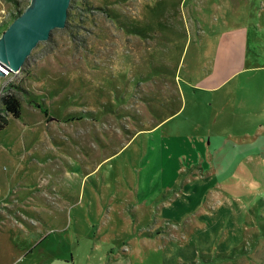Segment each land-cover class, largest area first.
Returning <instances> with one entry per match:
<instances>
[{"label": "rangeland", "instance_id": "rangeland-1", "mask_svg": "<svg viewBox=\"0 0 264 264\" xmlns=\"http://www.w3.org/2000/svg\"><path fill=\"white\" fill-rule=\"evenodd\" d=\"M71 4L0 77V264H264V0Z\"/></svg>", "mask_w": 264, "mask_h": 264}, {"label": "water", "instance_id": "water-1", "mask_svg": "<svg viewBox=\"0 0 264 264\" xmlns=\"http://www.w3.org/2000/svg\"><path fill=\"white\" fill-rule=\"evenodd\" d=\"M71 1L30 0L0 35V77L20 71L41 41L48 40L54 29L66 27Z\"/></svg>", "mask_w": 264, "mask_h": 264}, {"label": "trees", "instance_id": "trees-1", "mask_svg": "<svg viewBox=\"0 0 264 264\" xmlns=\"http://www.w3.org/2000/svg\"><path fill=\"white\" fill-rule=\"evenodd\" d=\"M71 6L72 4L70 7ZM68 24L69 21H67L66 27ZM27 60L23 66L26 65ZM28 94L29 92H27L26 89L16 81H9L0 89V131H3L9 125L12 118L18 119L22 117L24 112V102L26 101Z\"/></svg>", "mask_w": 264, "mask_h": 264}, {"label": "crops", "instance_id": "crops-1", "mask_svg": "<svg viewBox=\"0 0 264 264\" xmlns=\"http://www.w3.org/2000/svg\"><path fill=\"white\" fill-rule=\"evenodd\" d=\"M247 139H248V140H247L248 143H250V142L256 143V142L258 141V140H256V139H254L253 137H248ZM263 155H264V152H263ZM257 156H258V160H257L256 164H257V165H260V163H261V159H262V155L257 154ZM234 158H235V153H234L233 156H232V159H231L232 162H234ZM227 159H228V157H227ZM224 186H225V184H222L221 189H222ZM225 193H226V192H225ZM163 195H164V194H163ZM165 195H167V194H165ZM167 199H168V198H167ZM165 201H166V198H165V200H164L163 202L165 203ZM20 211H21V210H20ZM18 219H19V217H18ZM15 221L18 222L22 228H24V227H25V224H24V223H26V221H28V220H25V221H23V220H21V219H20V220H17V218L15 217ZM22 222H24V223H22ZM33 222H34V221H33ZM33 222L30 221V224L33 223ZM34 225H35V223H34ZM24 229H25V228H24ZM35 247H36V244H35L34 242H31V241L28 242V244H26V246H25V245L23 246V252H22V255H24V257H26L29 253L32 252V250L35 249ZM19 263H20V262H19Z\"/></svg>", "mask_w": 264, "mask_h": 264}, {"label": "built area", "instance_id": "built-area-1", "mask_svg": "<svg viewBox=\"0 0 264 264\" xmlns=\"http://www.w3.org/2000/svg\"><path fill=\"white\" fill-rule=\"evenodd\" d=\"M4 65H6V68H8V70H9V66L7 65V64H5V63H3ZM7 70V69H6ZM7 70V71H8ZM12 73H14V72H10V73H8V76H11L12 75Z\"/></svg>", "mask_w": 264, "mask_h": 264}]
</instances>
